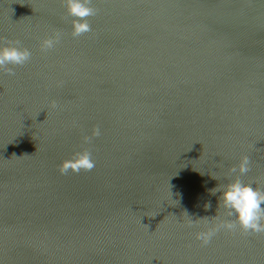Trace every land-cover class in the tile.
<instances>
[{
    "label": "water",
    "instance_id": "water-1",
    "mask_svg": "<svg viewBox=\"0 0 264 264\" xmlns=\"http://www.w3.org/2000/svg\"><path fill=\"white\" fill-rule=\"evenodd\" d=\"M90 6L74 38L64 0H0V39L31 52L0 73V264H264V233L196 239L241 156L264 189V0Z\"/></svg>",
    "mask_w": 264,
    "mask_h": 264
},
{
    "label": "clouds",
    "instance_id": "clouds-1",
    "mask_svg": "<svg viewBox=\"0 0 264 264\" xmlns=\"http://www.w3.org/2000/svg\"><path fill=\"white\" fill-rule=\"evenodd\" d=\"M66 12L71 21V35L75 38L91 31L87 18L96 15L97 10L90 6L91 0H64ZM61 33L56 32L52 36L40 42L42 52L53 49L60 41ZM31 52L21 46L20 41H5L0 39V73L13 76L14 67L23 66L30 60ZM58 82L57 86H61ZM51 107L56 109L58 105L53 101ZM100 135L99 128H94L91 137ZM91 137H82V143L87 144ZM95 163L89 151L76 152L68 160L63 161L58 168L60 174L72 172L77 174L81 171H90ZM251 170L250 159L247 155L240 157L237 165L227 169L225 176H234L227 184H217L209 190L211 195L220 193L218 205L223 207L224 214L228 219L220 221L216 227L196 234V239L202 246H206L215 233L219 230L232 231L236 228L242 233H264V189L254 188L251 184H245L240 180ZM213 179H216L213 177ZM211 207L210 202L204 204V209ZM187 215V213H186ZM191 224L192 221H189Z\"/></svg>",
    "mask_w": 264,
    "mask_h": 264
}]
</instances>
